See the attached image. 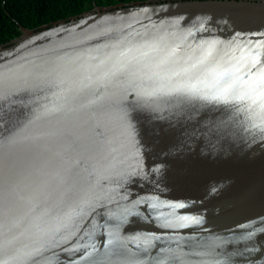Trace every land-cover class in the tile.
<instances>
[{"label":"water","instance_id":"95a60500","mask_svg":"<svg viewBox=\"0 0 264 264\" xmlns=\"http://www.w3.org/2000/svg\"><path fill=\"white\" fill-rule=\"evenodd\" d=\"M21 31L0 46V264L36 248L26 264H264L258 109L163 95L250 90L264 0L138 1ZM137 91L162 111L130 105ZM222 120L227 139L192 135Z\"/></svg>","mask_w":264,"mask_h":264},{"label":"snow or ice","instance_id":"6c2138e0","mask_svg":"<svg viewBox=\"0 0 264 264\" xmlns=\"http://www.w3.org/2000/svg\"><path fill=\"white\" fill-rule=\"evenodd\" d=\"M143 55L147 56L148 53H143ZM208 56H211V50L208 51L206 56L200 61V63H204ZM260 64L259 61H253L249 68V72L255 79L252 81V85L250 86V90L242 91L240 89L234 88L232 84H229L226 88H224L220 93L212 96H208L205 94H201L199 90L193 85L191 87H176L168 90L163 93L165 96H175L176 99L173 104L170 105L171 108H179L182 104H190L193 100L201 99L206 100L209 103L215 102L217 104L223 105H232L235 108V112L244 111V108H236L235 105L244 104L248 105V110L250 111L253 106L258 109V114L261 117V122L259 124L254 123L252 127L259 128L262 133H264V64H260L259 67L257 65ZM157 68L160 67L159 64L156 65ZM195 67V65H193ZM220 66L217 65L216 68H212L209 71L212 73H216L217 69ZM255 69V71H253ZM185 72L188 69L184 70ZM227 70L223 72H219V76L227 75ZM129 94H131V90H129ZM126 99V97H125ZM129 104L133 107L139 108H147L151 111H162L159 104V97L156 92H136V97L134 100L129 101ZM227 110V109H226ZM121 120L124 122V125L128 131V134L131 136L132 125L128 122V113L125 110H121ZM182 113H177L180 115ZM164 118V117H160ZM193 117L190 115L188 119H192ZM229 121H220L219 123L213 122L211 124H204L202 127L196 126L192 135H196L197 137L203 136L210 143L213 142V138L218 142L220 139H227L231 134L229 131ZM264 139V137H262ZM6 146H10L16 143L14 136H9L6 138ZM131 175V174H129ZM196 223H199L197 220ZM39 227V225H35ZM42 251L41 248H36L32 252L29 253H18L17 259L21 262V264H26L24 257L34 258Z\"/></svg>","mask_w":264,"mask_h":264},{"label":"trees","instance_id":"16d2710c","mask_svg":"<svg viewBox=\"0 0 264 264\" xmlns=\"http://www.w3.org/2000/svg\"><path fill=\"white\" fill-rule=\"evenodd\" d=\"M138 1L152 0H0V46L20 37L22 27L39 30L43 26L79 16L96 7Z\"/></svg>","mask_w":264,"mask_h":264}]
</instances>
